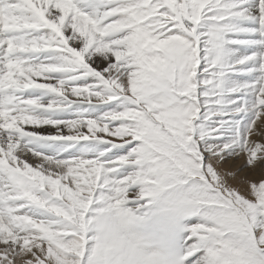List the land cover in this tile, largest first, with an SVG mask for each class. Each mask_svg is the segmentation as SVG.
<instances>
[{
    "label": "snow or ice",
    "instance_id": "6c2138e0",
    "mask_svg": "<svg viewBox=\"0 0 264 264\" xmlns=\"http://www.w3.org/2000/svg\"><path fill=\"white\" fill-rule=\"evenodd\" d=\"M0 264H264V0H0Z\"/></svg>",
    "mask_w": 264,
    "mask_h": 264
}]
</instances>
